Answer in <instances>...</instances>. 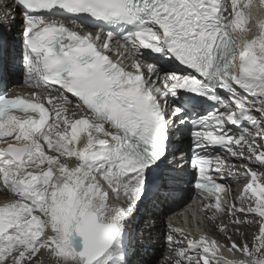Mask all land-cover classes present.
Segmentation results:
<instances>
[{"label": "snow or ice", "instance_id": "snow-or-ice-1", "mask_svg": "<svg viewBox=\"0 0 264 264\" xmlns=\"http://www.w3.org/2000/svg\"><path fill=\"white\" fill-rule=\"evenodd\" d=\"M13 3L29 91L0 43V264H131L139 206L184 173L200 200L167 264H264V0Z\"/></svg>", "mask_w": 264, "mask_h": 264}, {"label": "bare ground", "instance_id": "bare-ground-1", "mask_svg": "<svg viewBox=\"0 0 264 264\" xmlns=\"http://www.w3.org/2000/svg\"><path fill=\"white\" fill-rule=\"evenodd\" d=\"M5 2L6 0H0V14L6 12L9 8V3L5 4ZM11 27L13 30L7 32L8 37L6 41L2 43L8 65L5 71V73L8 75V80H10L11 77L13 78L19 74V72L12 67V58L10 59L8 53L9 49H14L15 51H18V53L20 51L18 39L14 38L13 35L14 30H16L18 27V24L12 25ZM158 201H160L159 205L161 206L163 199L158 198ZM0 202H4V199L1 195ZM158 209V204H156L154 201H148L143 210L139 212L138 221L135 222L134 232L129 233V240L131 242V264H157L158 258L163 257V249L168 248L166 243L167 235L164 233L165 229L159 224V222L153 221V219H157L159 216L149 215L151 212L157 214ZM177 225H180L181 227L183 226L184 228L188 227L187 224H182V222L177 223ZM243 230L247 231L249 236H251L249 229ZM193 231H195L194 228Z\"/></svg>", "mask_w": 264, "mask_h": 264}, {"label": "rangeland", "instance_id": "rangeland-1", "mask_svg": "<svg viewBox=\"0 0 264 264\" xmlns=\"http://www.w3.org/2000/svg\"><path fill=\"white\" fill-rule=\"evenodd\" d=\"M249 230H250V235H252L254 232H255V228H249Z\"/></svg>", "mask_w": 264, "mask_h": 264}]
</instances>
